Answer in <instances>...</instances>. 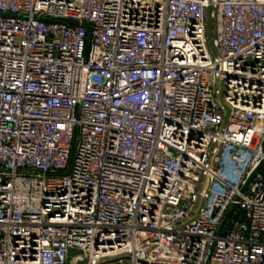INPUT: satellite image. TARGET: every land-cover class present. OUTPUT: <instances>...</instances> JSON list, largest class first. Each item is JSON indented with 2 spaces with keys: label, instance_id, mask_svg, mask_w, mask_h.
I'll return each instance as SVG.
<instances>
[{
  "label": "built area",
  "instance_id": "1",
  "mask_svg": "<svg viewBox=\"0 0 264 264\" xmlns=\"http://www.w3.org/2000/svg\"><path fill=\"white\" fill-rule=\"evenodd\" d=\"M0 264H264V0H0Z\"/></svg>",
  "mask_w": 264,
  "mask_h": 264
},
{
  "label": "water",
  "instance_id": "2",
  "mask_svg": "<svg viewBox=\"0 0 264 264\" xmlns=\"http://www.w3.org/2000/svg\"><path fill=\"white\" fill-rule=\"evenodd\" d=\"M260 170H261V166L258 167L257 169H255V170L251 173V175L249 176V178H248L247 181H246L245 186L243 187V191L246 189V187H247L248 184L250 183L252 177H253L256 173H258ZM236 208H237V205H236V204L232 205L231 208L229 209L228 213H227V217H230V216L232 215V213L236 210ZM227 228H228V229L231 228V222H227ZM224 232H225V231H224L222 228L219 230V234H224Z\"/></svg>",
  "mask_w": 264,
  "mask_h": 264
}]
</instances>
